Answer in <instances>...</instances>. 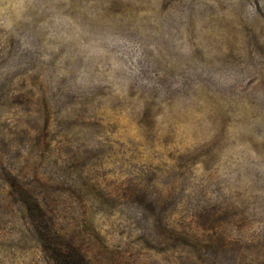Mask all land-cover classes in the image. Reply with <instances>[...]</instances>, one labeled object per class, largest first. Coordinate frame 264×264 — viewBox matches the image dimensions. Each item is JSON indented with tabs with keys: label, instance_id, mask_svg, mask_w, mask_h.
<instances>
[{
	"label": "rangeland",
	"instance_id": "obj_1",
	"mask_svg": "<svg viewBox=\"0 0 264 264\" xmlns=\"http://www.w3.org/2000/svg\"><path fill=\"white\" fill-rule=\"evenodd\" d=\"M0 264H264V0H0Z\"/></svg>",
	"mask_w": 264,
	"mask_h": 264
}]
</instances>
